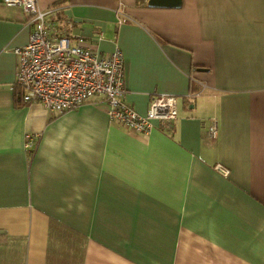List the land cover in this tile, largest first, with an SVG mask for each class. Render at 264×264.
<instances>
[{"label": "crops", "instance_id": "1", "mask_svg": "<svg viewBox=\"0 0 264 264\" xmlns=\"http://www.w3.org/2000/svg\"><path fill=\"white\" fill-rule=\"evenodd\" d=\"M37 5L98 54L120 49L138 114L166 94L176 117L142 134L99 95L22 102L13 49L35 22L0 1V264H264V0Z\"/></svg>", "mask_w": 264, "mask_h": 264}, {"label": "built area", "instance_id": "2", "mask_svg": "<svg viewBox=\"0 0 264 264\" xmlns=\"http://www.w3.org/2000/svg\"><path fill=\"white\" fill-rule=\"evenodd\" d=\"M0 1L19 6L28 14L30 22H35L28 41L13 49L18 63L12 87L19 89L18 99L22 102H36L52 112H63L99 95L106 103L109 120L142 134L149 133L152 119L176 117V100L172 95H153L145 115L124 102V57L120 49L100 55L78 43L82 40L80 36L45 21L46 11L38 7L37 0ZM216 133L217 121L212 119L207 134L214 137ZM31 139L32 135L26 134V146ZM215 167L228 173L221 164Z\"/></svg>", "mask_w": 264, "mask_h": 264}, {"label": "water", "instance_id": "3", "mask_svg": "<svg viewBox=\"0 0 264 264\" xmlns=\"http://www.w3.org/2000/svg\"><path fill=\"white\" fill-rule=\"evenodd\" d=\"M181 0H147L150 7H178Z\"/></svg>", "mask_w": 264, "mask_h": 264}, {"label": "trees", "instance_id": "4", "mask_svg": "<svg viewBox=\"0 0 264 264\" xmlns=\"http://www.w3.org/2000/svg\"><path fill=\"white\" fill-rule=\"evenodd\" d=\"M18 96H19V94H18Z\"/></svg>", "mask_w": 264, "mask_h": 264}]
</instances>
